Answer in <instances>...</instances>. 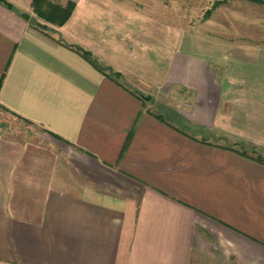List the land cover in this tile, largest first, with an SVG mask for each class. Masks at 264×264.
<instances>
[{
    "label": "crops",
    "instance_id": "obj_1",
    "mask_svg": "<svg viewBox=\"0 0 264 264\" xmlns=\"http://www.w3.org/2000/svg\"><path fill=\"white\" fill-rule=\"evenodd\" d=\"M7 1L0 264H264V0H51L60 26ZM170 9L192 10L171 47ZM121 41L164 58L172 114L110 76Z\"/></svg>",
    "mask_w": 264,
    "mask_h": 264
},
{
    "label": "rangeland",
    "instance_id": "obj_2",
    "mask_svg": "<svg viewBox=\"0 0 264 264\" xmlns=\"http://www.w3.org/2000/svg\"><path fill=\"white\" fill-rule=\"evenodd\" d=\"M132 1V0H131ZM142 0H137L136 4L137 6H139L140 8V3ZM176 1V0H174ZM191 1V0H190ZM173 6L177 5L175 2L172 3ZM171 3H169V6H172ZM143 8V6L141 7ZM139 13H149V11H144V10H138ZM166 12V19H164V15H163V19L159 18V20L161 22H166L169 25L170 28V32L168 34V40H169V47H171V45L173 44L174 46H177L174 41L175 39V35L177 34V30L181 27H178V24H183L185 22H183V20L186 21L187 23H191V17H192V10H178V9H170L169 11H163V14H165ZM184 12V19L182 18V14ZM160 11H155L153 10L152 13L150 15H148V18L152 17L155 18L157 14H159ZM182 21V22H181ZM191 26L186 25L185 28L188 30V28ZM174 42V43H173ZM120 44L122 45V47H127L128 46V52H133L134 55L133 56H127L120 54L118 59H117V64L115 65V67H113V69L108 66L106 64L105 61H100L99 63L105 67L107 70L108 68H111L112 70H110V74H112L120 83L125 84V85H131V87H133L134 89H137L139 92L142 93L143 97H149V99H145V104L150 105L149 107L156 111V112H160L162 114H172L171 111V107L174 108L173 106H175L176 101H175V94H174V90L171 92L170 90H163L164 88L160 89L159 91L157 90V88L155 87V83L157 84V81L160 80L161 75L154 73L157 69L158 66H160L161 61H164V58H158L155 57L157 49L152 52L153 53V57L152 58H144L142 57L141 51L143 49L138 48V46H136V49L131 50L132 48V44L133 43H129V42H124L121 41ZM146 44H150L146 43ZM155 46L153 45V48H156L157 45H159L158 43H154ZM166 44V43H163ZM130 45V46H129ZM137 45V44H136ZM179 48H186L189 51H191V45L189 43H178ZM131 47V48H130ZM165 50V49H164ZM143 52V51H142ZM147 52V51H146ZM150 53V52H149ZM148 53V54H149ZM148 57V56H147ZM119 60V61H118ZM151 62H148L150 61ZM144 61L146 64H144ZM120 63V64H119ZM164 64V63H162ZM114 66V65H113ZM147 66V67H146ZM144 67V68H142ZM138 69H141V71H139ZM137 70V71H136ZM119 72V75L117 76L115 73ZM138 72V73H136ZM137 80L143 81L145 83H147L149 86H141L138 84V82H136ZM140 88V90H139ZM167 104L171 107H167L168 109L165 108V106H163V104Z\"/></svg>",
    "mask_w": 264,
    "mask_h": 264
},
{
    "label": "trees",
    "instance_id": "obj_3",
    "mask_svg": "<svg viewBox=\"0 0 264 264\" xmlns=\"http://www.w3.org/2000/svg\"><path fill=\"white\" fill-rule=\"evenodd\" d=\"M31 5L36 16L43 18L44 20L56 26H60L66 21L73 8V2L71 1H67L64 5H61L51 0H31ZM31 22L33 24H36L35 19H32ZM69 46L70 48L78 52L81 56H83L85 59H87L90 63H92L94 66H96V68L101 69L102 66L95 59H92L89 51L77 45ZM112 74L110 76L114 78Z\"/></svg>",
    "mask_w": 264,
    "mask_h": 264
},
{
    "label": "water",
    "instance_id": "obj_4",
    "mask_svg": "<svg viewBox=\"0 0 264 264\" xmlns=\"http://www.w3.org/2000/svg\"><path fill=\"white\" fill-rule=\"evenodd\" d=\"M4 5H6L7 7H11L12 6V4H11V2H9V1H7V0H0ZM25 17H28V15H26L25 14ZM37 25H39V26H41V27H43V28H45L46 27V25H44V24H42V23H40V22H37ZM117 76L119 75V72H116L115 73ZM143 97V96H142ZM143 98H145V99H149V97H143Z\"/></svg>",
    "mask_w": 264,
    "mask_h": 264
}]
</instances>
